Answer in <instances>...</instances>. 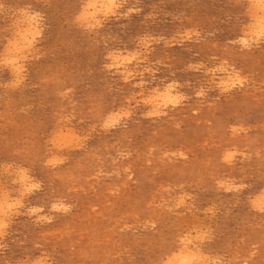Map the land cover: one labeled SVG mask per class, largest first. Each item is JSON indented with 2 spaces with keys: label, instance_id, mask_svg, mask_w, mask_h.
Segmentation results:
<instances>
[{
  "label": "rangeland",
  "instance_id": "374dc122",
  "mask_svg": "<svg viewBox=\"0 0 264 264\" xmlns=\"http://www.w3.org/2000/svg\"><path fill=\"white\" fill-rule=\"evenodd\" d=\"M95 1L81 19L89 0H0V264H169L182 246L189 264H264V6Z\"/></svg>",
  "mask_w": 264,
  "mask_h": 264
},
{
  "label": "bare ground",
  "instance_id": "6f19581e",
  "mask_svg": "<svg viewBox=\"0 0 264 264\" xmlns=\"http://www.w3.org/2000/svg\"><path fill=\"white\" fill-rule=\"evenodd\" d=\"M89 1H90V0H89ZM94 1H95V0H94ZM98 1H99V0H98ZM248 1H249V0H248ZM250 1H251V0H250ZM95 2H96V1H95ZM100 2H101L100 7H101V8H104V4L107 3L108 0H100ZM100 2H98V3H100ZM125 2H126V1H125ZM125 2H124V3H125ZM253 2H254V1H253ZM256 2L259 3L261 6H264V0H256ZM88 3H89V2H88ZM124 3H123V4H124ZM2 5H3V4H2ZM0 6H1V5H0ZM85 6H86V5H85ZM98 6H99V5L97 4V8H98ZM29 7H30V6H29ZM253 7H254V6H253ZM1 8H3V7H1ZM97 8H95L94 10H96ZM260 8L262 9V7H259V8L257 7L258 10H260ZM26 10H27V9H26ZM98 10H99V8H98ZM102 10H103V9H102ZM102 10H101V11H102ZM128 10H129V9H128ZM132 10H133V9H132ZM252 10H253V9H252ZM26 12H27V11H26ZM89 12H91V11H89ZM92 12H94V14H95V11H92ZM130 12H131V11H130ZM254 12H255V10H254ZM256 12H257V11H256ZM259 12H261V11H259ZM263 12H264V10H263ZM18 13H21V12L18 11ZM23 13H24V11H23ZM82 13H84V11H83ZM97 13H98L99 15L101 14V12L99 13L98 11H96V14H97ZM8 14H9V13H8ZM27 14H28V13H26V15H27ZM34 14H35V13H34ZM90 14H91V13H90ZM92 14H93V13H92ZM263 14H264V13H263ZM13 15H14V14H13ZM24 15H25V14H24ZM79 15H80V14H79ZM111 15H112V14H111ZM116 15H117V14H116ZM126 15H127V14H126ZM21 16H22V15H21ZM97 16H98V15H97ZM107 16H108V15H107ZM107 16H106V17H107ZM113 16H114V15H113ZM121 16H122V15H121ZM255 16H256V15H255ZM258 16H261V15H258ZM16 17H17V16H16ZM22 17H23V19H24V16H22ZM79 17H80V16H79ZM253 17H254V15H253ZM256 17H257V16H256ZM262 17H263V18H262ZM17 18H18V17H17ZM17 18H16V19H17ZM28 18H29V17H28ZM91 18H92V17H91ZM93 18H94V17H93ZM261 18L264 19V16H261ZM18 19H19V18H18ZM23 19H22V20H23ZM26 19H27V18H26ZM96 19H98V18H96ZM251 19H252V18H251ZM262 19H261V20H262ZM19 20H20V19H19ZM79 20H80V18H79ZM88 20H89V19H88ZM90 20H91V19H90ZM92 20H93V19H92ZM257 20H258V19H257ZM257 20L255 19V21H257ZM261 20H260V21H261ZM31 21H32V23H33V20H31ZM86 21H87V20H86ZM93 21L95 22V20H93ZM98 21H99V19H98ZM101 21H103V20L101 19ZM263 21H264V20H263ZM263 21H262V22H263ZM15 22H16V20H15ZM22 22H23V21H22ZM74 22H75V21H74ZM89 22H90V21H89ZM23 23H24V22H23ZM32 23H31L30 21H28V23H27L25 29H24V30L21 29L22 31H20V32L18 31L19 34H20V36H19V38H18V39H19L18 43H17V40H18V39L16 38V39H17V40H16V39H14V37H13V39L15 40V43H17V44H15V43L13 44L12 42H14V41L11 42V43L13 44V50H18V53H19V50H20L19 48H20V47H22V46L26 47L28 44H30V40H31V39L29 40V38L32 36V34H35V33H32V31L35 30V29H34L35 27L32 26V25H34V24H32ZM39 23H40V22H39ZM83 23H84V22H83ZM87 23H88V22H87ZM101 23H102V22H101ZM257 23H258V22H257ZM37 24H38V23H36V26H37ZM91 24H92V23H91ZM91 24H90V26H92ZM250 24H251V22H250ZM38 25H39V24H38ZM252 25H253V24H252ZM257 25H258V24H257ZM261 25H262V24H261ZM261 25H260V26H261ZM263 25H264V24H263ZM263 25H262V26H263ZM22 26H23V25H22ZM34 26H35V25H34ZM40 26H41V25H40ZM87 26H89V25H87ZM245 26H246V25H245ZM248 26H249V25H248ZM253 26H254V25H253ZM262 26H261L260 28H262ZM37 27H38V26H37ZM99 27H100V26H99ZM101 27H102V26H101ZM263 27H264V26H263ZM12 28H13V27H12ZM23 28H24V27H23ZM89 28H90V27H89ZM92 28H93V26H92ZM251 28H252V27H251ZM43 29H44V28H43ZM43 29H42V30H43ZM252 29H253V28H252ZM252 29H251V30H252ZM254 29H256V28H254ZM263 29H264V28H262V30H263ZM19 30H20V29H19ZM248 30H249V29H248ZM260 30H261V29H260ZM260 30H259V31H260ZM262 30H261V31H262ZM37 31H40V30H37ZM254 31H255V30H254ZM18 32H17V33H18ZM33 32H34V31H33ZM40 32H41V31H40ZM246 32H247V31H246ZM257 32H258V31H257ZM13 33H14V32H13ZM17 33H15V34H17ZM247 33H248V32H247ZM253 33H254V32H253ZM248 34H250V33H248ZM251 34H252V33H251ZM254 34L256 35V33H254ZM260 34H261V33H260ZM39 35H40V34H39ZM251 36H252V35H251ZM258 36H259V34H257V37H258ZM261 36H262V35H261ZM15 37H16V36H15ZM36 37H38V36H35L34 38L36 39ZM246 37H247V36H246ZM32 38H33V37H32ZM244 38H245V37H244ZM244 38H243V39H244ZM261 38H262V37H261ZM248 39H250V38H248ZM240 40H241V39H240ZM244 40H245V39H244ZM256 40H257V39H256ZM236 41H237V40H236ZM247 41H248V40H247ZM37 42H38V41H37ZM232 42H234V41H232ZM9 43H10V42H9ZM9 43H8V44H9ZM140 43H141V42H140ZM245 43H246V42H245ZM252 43H253V42H252ZM257 43H258V42H257ZM257 43L255 42V44H257ZM137 44H138V43H137ZM238 44H239V43H238ZM240 44H241V43H240ZM240 44H239V45H240ZM242 44H243V43H242ZM246 44H247V43H246ZM249 44H250V43H249ZM17 45H18V47H19V46H20V47L18 48ZM106 45H107V44H106ZM243 45H244V44H243ZM243 45H242V46H243ZM247 45H248V44H247ZM6 46H7V45H6ZM8 46H12V45L9 44ZM8 46H7V47H8ZM31 46H32V45H31ZM215 46H216V45H215ZM257 46H258V45H257ZM248 47H249V46H248ZM251 47H252V46H251ZM253 47H254V45H253ZM22 48H23V47H22ZM32 48H33V47H32ZM10 49H11V48H10ZM27 49H29L28 46H27ZM27 49H26V50H27ZM225 49H226V48H225ZM245 49H246V48H245ZM24 50H25V49H24ZM136 50H137V49H136ZM140 50H141V49H140ZM28 51L30 52V50H28ZM6 52H8V51H6ZM9 52H10V51H9ZM14 52H15V51H14ZM22 52H23V50H22ZM35 52H36V50H35ZM118 52H119V51H118ZM122 52H123V51H122ZM127 52H128V51H127ZM148 52H149V51H148ZM10 53H12V52H10ZM10 53H9V55H10ZM15 53H16V52H15ZM26 53H27V52H26ZM136 53H137V52H136ZM136 53H135V54H136ZM13 55H15V54L13 53ZM13 55H12V56H13ZM17 55H18V54H17ZM25 55H26V54H25ZM25 55H24V56H25ZM29 55H30V54H29ZM112 55H113V54H112ZM138 55H139V54H138ZM20 56H22V55H20ZM123 56H124V55H123ZM123 56H122V57H123ZM125 56L127 57V55H125ZM133 56H136V55H133ZM14 57H15V56H14ZM17 57H18V56H17ZM27 57H28V56H27ZM27 57H26V58H27ZM106 57L109 58V57H110V54H109V56H106ZM128 57H129V56H128ZM3 58H5V57H3ZM21 58H22V57H21ZM31 58H33V57H31ZM37 58H38V56H37ZM119 58H120V57H119ZM134 58L136 59V57H134ZM137 58H138V57H137ZM140 58H141V56H140ZM6 59H7V58H6ZM15 59H16V58H15ZM15 59H14V60H15ZM19 59H20V58H19ZM19 59H18V60H19ZM110 59L115 60V59H117V56H114V57L112 56V58H110ZM126 59H127V58H126ZM144 59H145V58H144ZM18 60H17V63H18ZM21 60L23 61V60H26V59H21ZM30 60H31V59H30ZM124 60H125V59H124ZM124 60H123V63H124ZM130 60H131V59H130ZM10 61H11V60H10ZM19 61H20V60H19ZM133 61H135V60H133ZM136 61H137V60H136ZM4 62H7V60L4 61ZM12 62H13V61H12ZM114 62H115V61H114ZM127 62H129V64H130V61H128V59H127ZM142 62H143V61H142ZM9 63H10V62H9ZM14 63H16V61H14ZM21 63H22V62H21ZM132 63H133V62H132ZM224 63H225V62H224ZM226 63H227V62H226ZM3 64H4V63H3ZM7 64H8V63H7ZM11 64H13V63H11ZM113 64H114V63H113ZM129 64H128V65H129ZM14 65H16V64H14ZM17 65H18V64H17ZM23 65H24V64H23ZM135 65H136V64H135ZM227 65H228V64H227ZM227 65H226V66H227ZM19 66H20V65H19ZM117 66H118V64H117ZM120 66H121V65H120ZM228 66H229V65H228ZM8 67H9V66H8ZM115 67H116V66H115ZM18 68H19V67H18ZM21 68H22V67H21ZM21 68H20V69H21ZM149 68H150V67H149ZM144 69H145V68H144ZM216 69H217V67H216ZM232 69H233V68H232ZM25 70H26V69H25ZM209 70H211V69H209ZM219 70H220V68H219ZM222 70H223V69H222ZM15 71H16V70H15ZM15 71H14V72H15ZM17 71H19V70H17ZM20 71H21V70H20ZM22 71H23V70H22ZM22 71H21V72H22ZM232 71H233V70H232ZM14 72H13V73H14ZM121 72H122V71H121ZM137 72H139V71H137ZM144 72H145V71H144ZM210 72H211V71H210ZM240 72H241V71H240ZM126 73H127V71H126ZM130 73H131V72H130ZM217 73H218V72H217ZM221 73H222V72H221ZM229 73H230V72H229ZM209 74H210V73H209ZM215 74H216V73H215ZM233 74H234V73H233ZM247 75H248V74H247ZM18 76H19V75H18ZM20 76H21V75H20ZM125 76H126V75H125ZM127 76H129V75H127ZM135 76H136V75H135ZM225 76H226V75H225ZM141 77H142V76H141ZM236 77H237V76H236ZM224 78H225V77H224ZM228 78H229V77H228ZM234 78H235V77H234ZM23 79H24V78H23ZM122 79H123V78H122ZM124 79H125V78H124ZM230 79H231V78H230ZM242 79H243V78H242ZM245 79H246V78H245ZM247 79H248V77H247ZM224 80H225V79H224ZM227 81H228V80H227ZM237 81H238V80H237ZM16 82H17V81H16ZM143 82H144V81H143ZM225 82H226V81H222V80H221V82H219V84H223V83H224V85H225V84L228 83V85H229V82H227V83H225ZM241 82H242V81H241ZM243 82H244V81H243ZM245 82H246V81H245ZM11 83H12V82H11ZM13 83H14V82H13ZM139 83H140V82H139ZM146 83H147V82H146ZM214 83H215V82H214ZM217 83H218V82H217ZM231 83H233V82H231ZM238 83H239V82H238ZM15 84H16V83H15ZM235 84H236V83H235ZM1 85H2V84H1ZM13 85H14V84H13ZM16 85H17V84H16ZM173 85H174V84H173ZM228 85H227V86H228ZM247 85H248V84H247ZM138 86H139V85H138ZM237 86H238V85H237ZM5 87H6V86H5ZM11 87H12V86H11ZM140 87H142V86H140ZM173 87H175V86H173ZM221 87H222V86H221ZM224 87H225V86H224ZM175 88H176V87H175ZM213 88H214V87H213ZM219 88H220V87H219ZM233 88H234V87H233ZM251 88H252V87H251ZM141 89H142V88H141ZM173 89H174V88H173ZM176 89H177V88H176ZM228 89H229V88H228ZM67 91H68V90H67ZM222 91H225V90L222 89ZM258 91H260V90H258ZM68 92H69V91H68ZM152 92H153V91H152ZM171 92H172V91H171V87H170V86L165 87V88L160 89V90H159V89H155V91L152 93V95L149 94L150 97H149V99H148L147 101H148V103H151V104H152L153 102H156L157 104H158V102H162L163 104H164L165 102L167 103V101H169V100L171 99V97L173 96ZM200 92H201V91H200ZM225 92H226V91H225ZM133 93H134V92H133ZM221 93H222V92H221ZM141 94H143V93H141ZM198 94H199V93H198ZM178 95H179V94H178ZM176 96H177V94H176ZM176 96H175V97H176ZM199 96H200V95H199ZM199 96H198V97H199ZM183 98H184V97H183ZM135 99H136V98H135ZM219 99H220V98H219ZM127 100H128V99H127ZM143 100H144V99H143ZM143 100H142V101H143ZM173 100H174V99H173ZM184 100H186V99H184ZM256 100H257V99H256ZM130 101H131V100H130ZM138 101H139V100H138ZM140 101H141V100H140ZM142 101H141V102H142ZM145 102H146V101H145ZM169 102H170V101H169ZM156 103H153V104H156ZM162 103H161V104H162ZM138 104H139V103H138ZM138 104H137V105H138ZM159 104H160V103H159ZM159 104H158V105H159ZM168 104H169V103H168ZM171 104L174 105V102L171 103ZM175 104H176V103H175ZM210 104H211V103H210ZM148 105H149V104H148ZM173 105H172V106H173ZM133 107H134V106H133ZM153 107H154V106H153ZM165 107H167V105H166ZM165 107H164V108H165ZM155 108H156V107H155ZM158 108H159V107H158ZM161 108H163V107H161ZM164 108H163V109H164ZM156 109H157V108H156ZM156 109H155V110H156ZM200 109H201V108H200ZM120 110H121V109H120ZM153 110H154V108H153ZM201 110H202V109H201ZM209 110H210V109H209ZM121 112H122V111H121ZM124 112H125V111H124ZM128 112H129V111H128ZM149 112H150V114H151V111H150V110H149ZM111 113H112V112H111ZM122 113H123V112H122ZM152 113H153V112H152ZM156 113H158V112H156ZM160 113H161V112H160ZM112 114H113V113H112ZM150 114H149V115H150ZM153 114H154V113H153ZM116 115H118V114L116 113ZM120 115H121V114H120ZM120 115H119V116H120ZM123 115H124V114H123ZM151 116L154 117L153 115H151ZM158 116H160L159 113H158ZM162 116H163V115H162ZM164 116H165V115H164ZM110 117H111V116H110ZM120 117H121V116H120ZM124 117H125V116H124ZM127 117H128V116H127ZM66 118H67V117H66ZM107 118H109V115H108ZM112 118H113V117H112ZM112 118H111V119H112ZM114 119H115V117H114ZM61 120H62V119H61ZM70 120H71V119H70ZM106 121L108 122V119H107ZM110 122H113V121L111 120ZM114 122H115V120H114ZM114 122H113V123H114ZM119 122H120V121H119ZM206 122H207V121H206ZM60 123H61V121H60ZM120 123H121V122H120ZM106 124H107V123H106ZM109 124H110V123H109ZM111 124H112V123H111ZM240 125H242V124H240ZM103 126H104V125H103ZM117 126H118V125H117ZM104 127H105V126H104ZM108 127H109V126H108ZM241 127H242V126H241ZM66 128H67V127H66ZM105 128H106V127H105ZM239 128H240V127H239ZM239 128H238V129H239ZM242 128H243V127H242ZM248 128H249V127H248ZM70 130H71V129H70ZM72 130H73V129H72ZM72 130H71V131H72ZM103 130H104V129H103ZM230 130H231V129H230ZM241 130H242V129H241ZM68 131H69V130H68ZM78 132H79V131H78ZM232 132H233V131H232ZM244 132H245V131H244ZM63 133H64V132H63ZM63 133H62V135H63ZM66 133H67V130H66ZM69 133H71V132H69ZM69 133H68V134H69ZM247 133H248V132H247ZM57 134H58V133H57ZM60 134H61V133H60ZM89 134H90V133H89ZM231 134H232V133H231ZM239 134H240V132H239ZM55 135H56V134H55ZM55 135H54V136H55ZM90 135H91V134H90ZM64 136H66V135H64ZM75 136H76V134H75ZM56 137H57V136H56ZM231 137H232V136H231ZM60 138H61V137H60ZM60 138H57V139L60 140ZM64 138L67 139V137H64ZM68 138H69V137H68ZM75 138H76V137H75ZM83 138H84V137H83ZM55 139H56V138H54V140H55ZM61 139H62V138H61ZM69 139H70V138H69ZM69 139H68V140H69ZM76 139H78V137H77ZM76 139H75V140H76ZM68 140H66L65 143H66ZM75 140H74V142H77V141H75ZM56 142H57V141H56ZM62 142H63V141H62ZM70 142H71V141H70ZM51 143H52V142H51ZM57 143H58V142H57ZM63 143H64V142H63ZM63 143H62V144H63ZM66 144H67V143H66ZM66 144H65V145H66ZM68 144H69V142H68ZM85 144H86V143H85ZM54 145H55V144H54ZM59 145H60V144H59ZM63 145H64V144H63ZM198 145H199V144H198ZM80 146H81V145H80ZM251 146H252V145H251ZM56 147H57V146H56ZM58 147H59V146H58ZM60 147H61V146H60ZM62 147H63V146H62ZM62 147H61V148H62ZM66 147H67V146H66ZM70 147H71V146H70ZM81 147H82V146H81ZM50 148H51V147H50ZM61 148H60V149H61ZM72 148H73V147H72ZM76 148H77V147H76ZM234 148H235V147H234ZM58 149H59V148H58ZM67 149H68V148H67ZM69 149H70V148H69ZM79 149H80V148H79ZM226 150H227V149H226ZM59 151H61V150H59ZM230 151H231V150H230ZM233 152H234V151H233ZM63 153H64V152H63ZM183 153H184V152H183ZM234 153H235V152H234ZM238 153H239V152H238ZM170 154H171V153H170ZM170 154H169V155H170ZM172 154H173V153H172ZM227 154H229V153L227 152ZM56 155H57V154H56ZM229 155H231V154H229ZM232 155H233V154H232ZM232 155H231V156H232ZM58 156H59V155H58ZM94 156H95V155H94ZM165 156H166V155H165ZM175 156H176V155H175ZM175 156H174V157H175ZM231 156H230V157H231ZM235 156H236V155H235ZM241 156H242V154H241ZM53 157H54V156H53ZM53 157H52V158H53ZM124 157H125V156H124ZM167 157H168V156H167ZM177 157H179V156H177ZM228 157H229V156H228ZM228 157H227V158H228ZM54 158H55V157H54ZM56 158H57V157H56ZM62 158H63V157H62ZM119 158H120V157H119ZM164 158H165V157H164ZM180 158H181V157H180ZM50 159H51V158H50ZM50 159H49V160H50ZM57 159H58V158H57ZM68 159H69V158H68ZM232 159H233V157H232ZM170 160H171V158H170ZM224 160H225V159H223V161H224ZM50 161H51V160H50ZM52 161H54V160H52ZM117 161H118V160H117ZM229 161H231V160H229ZM47 162H48V160H47ZM47 162H46V163H47ZM58 162H62V161H60V158H59V161H58ZM64 162H65V161H64ZM51 163H53V162H51ZM51 163H50V164H51ZM163 163H164V162H163ZM178 163H179V162H178ZM225 163H226V162H225ZM230 163H231V162H229V164H230ZM14 164H15V163H14ZM47 164H48V163H47ZM58 164H59V163H58ZM148 164H149V163H148ZM161 164H162V163H161ZM174 164H175V163H174ZM187 164H188V163H187ZM10 165H11V164H10ZM10 165H8V166H10ZM232 165H233V163H232ZM2 166H3V165H2ZM6 166H7V165H6ZM53 166H54V165H53ZM187 166H188V165H187ZM18 168H19V167H18ZM53 168H54V167H53ZM115 168H116V167H115ZM6 169H8V167H7ZM2 170H3V168H2ZM12 170H13V169H12ZM95 170H96V169H95ZM4 171H5V170H4ZM13 171H14V170H13ZM13 171H12V172H13ZM100 171H101V170H100ZM102 171H103V170H102ZM10 172H11V171H10ZM12 172H11V173H12ZM129 172H130V171H129ZM3 173H5V172H3ZM8 173H9V172H8ZM18 173H19V172H18ZM22 173H23V172H22ZM22 173H21V174H22ZM113 173H114V172H113ZM155 173H156V172H155ZM1 174H2V173H1ZM13 174H14V173H13ZM9 175H11V174H9ZM22 175H23V176H22ZM22 175H20V176H22V178H23V177H24V174H22ZM119 175H120V174H119ZM2 176H3V174H2ZM7 176H8V175H7ZM20 176H19V177H20ZM120 176H121V175H120ZM120 176H119V177H120ZM27 177H28V176H27ZM15 178H16V177H15ZM20 178H21V177H20ZM213 178H214V177H213ZM131 179H132V178H131ZM25 180H26V178H25ZM87 180H88V179H87ZM109 180H110V179H109ZM129 180H130V179H129ZM233 180H234V179H233ZM6 181H7V180H6ZM15 181H16V179H15ZM18 181H19V180H18ZM33 181H34V180H33ZM98 181H99V180H98ZM126 181H127V180H126ZM27 182H28V181H27ZM38 182H39V181H38ZM99 182H100V181H99ZM124 182H125V181H124ZM226 182H227V181H226ZM12 183H13V182H12ZM32 183H33V182H32ZM95 183H96V182H95ZM218 183H219V182H218ZM0 184H1V183H0ZM21 184H22V183H21ZM21 184H20V186H21ZM25 184H27V183H25ZM33 184H34V183H33ZM42 184H43V183H42ZM73 184H76V183H73ZM86 184H87V183H86ZM121 184H122V183H121ZM128 184H129V183H128ZM192 184H193V183H192ZM195 184H197V183H195ZM199 184H200V183H199ZM230 184H231V183H230ZM22 185H23V184H22ZM28 185H29V184H28ZM31 185H32V184H31ZM98 185H99V184H98ZM110 185H111V184H110ZM124 185H125V184H124ZM200 185H201V184H200ZM235 185H236V184H235ZM37 186H38V185H37ZM37 186H36V187H37ZM99 186H101V185H99ZM162 186H163V185H162ZM164 186H165V185H164ZM164 186H163V187H164ZM173 186H174V185H173ZM226 186H228V185H226ZM230 186H231V185H230ZM242 186H243V185H242ZM0 187H1V186H0ZM3 187H4V185H3ZM32 187H33V185H32ZM119 187H120V186H119ZM129 187H130V186H129ZM136 187H137V186H136ZM166 187H167V186H166ZM220 187H221V186H220ZM223 187H224V186H223ZM238 187H239V186H238ZM243 187H244V186H243ZM256 187H257V186H256ZM116 188H117V186H116ZM116 188H115V189H116ZM121 188H122V187H121ZM161 188H162V187H161ZM227 188H228V187H227ZM234 188H235V187H234ZM6 189H7V188H6ZM14 189H15V188H14ZM19 189H20V188H19ZM19 189H18V190H19ZM21 189H23V188H21ZM24 189L26 190V189H28V188L26 187V188H24ZM32 189H34V187H33ZM76 189H77V188H76ZM107 189H108V188H107ZM172 189H173V188H172ZM183 189H184V188H183ZM225 189H226V187H225ZM1 190H2V188H1ZM18 190H17V191H18ZM28 190H29V189H28ZM83 190H84V189H83ZM125 190H126V189H125ZM162 190H163V189H162ZM167 190H168V189H167ZM176 190H177V189H176ZM193 190H194V189H193ZM218 190H219V188H218ZM229 190H230V189H229ZM231 190H232V189H231ZM12 191H13V190H12ZM77 191H78V189H77ZM111 191H112V190H111ZM169 191H171V190H169ZM169 191H168V192H169ZM184 191H185V190H184ZM221 191H222V190H221ZM3 192H4V191H3ZM7 192H8V191H7ZM23 192L26 193V191H23ZM30 192H31V191H30ZM166 192H167V191H166ZM237 192H238V191H237ZM14 193H16V191H15ZM17 193H18V192H17ZM33 193H34V192H33ZM111 193H112V192H111ZM117 193H118V192H117ZM169 193H170V192H169ZM185 193H186V192H185ZM2 194H3V193H2ZM105 194H106V193H105ZM119 194H120V193H119ZM179 194H180V193H179ZM259 194H260V193H259ZM9 195H10V194H9ZM16 195H17V194H16ZM152 195H154V194L152 193ZM183 195H184V194H183ZM18 196H19V195H18ZM95 196H96V195H95ZM147 196H148V195H147ZM161 196H162V194H161ZM164 196H165V195H164ZM257 196H258V195H257ZM257 196H255V197H257ZM16 197H17V196H16ZM174 197H176V196H174ZM177 197H178V196H177ZM196 197H197V196H196ZM196 197H195V199H196ZM261 197H262V195L260 196V198H261ZM10 198H11V197H10ZM12 198H14V197H12ZM152 198H153V197H152ZM159 198H160V196H159ZM167 198H168V197H167ZM167 198H166V199H167ZM178 198H179V197H178ZM192 198H193V197H192ZM2 199L4 200V196L2 197ZM8 199H9V198H8ZM60 199H61V198H60ZM182 199H183V198H182ZM182 199H180V200L182 201ZM189 199H190V198H189ZM262 199H263V197H262ZM15 200H16V198H15ZM106 200H107V198H106ZM128 200H129V199H128ZM180 200H179V201H180ZM11 201H12V200H11ZM13 201H14V200H13ZM13 201H12V202H13ZM56 201H58V200H56ZM62 201H63V200H62ZM108 201H109V200H108ZM169 201H170V200H169ZM195 201H196V200H195ZM249 201H250V200H248V202H249ZM255 201H256V200H255ZM259 201H260V200H259ZM263 201H264V200H263ZM22 202H23V201H22ZM170 202H171V201H170ZM188 202H189V201H188ZM190 202H191V201H190ZM200 202H201V201H200ZM219 202H220V201H219ZM0 203H1V202H0ZM2 203H3V201H2ZM5 203H6V201H5ZM13 203H15V202H13ZM55 203H56V202H55ZM147 203H148V202H147ZM147 203H146V204H147ZM193 203H194V202H193ZM237 203H238V202H237ZM237 203H236V204H237ZM256 203L258 204V201H257ZM259 203H260V202H259ZM8 204H10V206L12 205V203H8ZM8 204L6 203V205H8ZM64 204H65V203H64ZM194 204H195V203H194ZM196 204H197V203H196ZM199 204H200V203H199ZM201 204H202V203H201ZM4 205H5V204H4ZM69 205H70V204H69ZM126 205H127V204H126ZM155 205H156V203H155ZM172 205H173V204H172ZM213 205H214V204H213ZM221 205H222V203H221ZM8 206H9V205H8ZM12 206H13V205H12ZM12 206H11V207H12ZM146 206H147V205H146ZM166 206H169V208H170V205H169V204H167ZM176 206H177V205H176ZM198 206H199V205H198ZM2 207H3V205H2ZM43 207H44V206H43ZM103 207H104V206H103ZM106 207H107V206H106ZM106 207H105V208H106ZM151 207H152V206H151ZM162 207H164V206H162ZM184 207H185V206H184ZM189 207H190V206H189ZM260 207H261V205H260ZM260 207H259V208H260ZM262 207H263V205H262ZM0 208H1V206H0ZM7 208H9V207H7ZM13 208H14V207H13ZM19 208H20V207H19ZM33 208H34V207H33ZM55 208H56V207H55ZM59 208H60V207H59ZM153 208H155V207H153ZM186 208H187V207H186ZM190 208H193V207H190ZM196 208H197V207H196ZM218 208H219V207H218ZM259 208H258V209H259ZM57 209H58V208H57ZM98 209H99V208H98ZM101 209H102V208H101ZM149 209H150V208H149ZM227 209H228V208H227ZM260 209H261V208H260ZM5 210H6V209H5ZM11 210H12V209H11ZM27 210H28V209H27ZM27 210H26V211H27ZM32 210H33V209H32ZM32 210H31V212H32ZM62 210H63V209H62ZM64 210H66V209H64ZM158 210H160V209H158ZM162 210H163V209H162ZM166 210H167V208H166ZM202 210H203V209H202ZM219 210H221V209H219ZM254 210H255V209H254ZM33 211H34V210H33ZM37 211H38V210H37ZM39 211H40V210H39ZM39 211H38V212H39ZM57 211H58V210H57ZM67 211H68V210H67ZM69 211H70V210H69ZM71 211H72V210H71ZM173 211H174V209H173ZM194 211H195V210H194ZM210 211H212V210H210ZM210 211H209V212H210ZM226 211H227V210H226ZM258 211H259V210H258ZM1 212H2V210H1ZM165 212H166V211H165ZM207 212H208V211H207ZM215 212H216V210H215ZM20 213H21V212H20ZM25 213H26V212H25ZM49 213H50V212H49ZM65 213H66V212H65ZM98 213H99V212H98ZM123 213H124V212H123ZM149 213H150V212H149ZM167 213H168V212H167ZM169 213H170V212H169ZM171 213H172V212H171ZM181 213H182V212H181ZM188 213H189V212H188ZM222 213H224V212H222ZM7 214H8V212H7ZM15 214H16V213H15ZM136 214H137V213H136ZM200 214H203V213H200ZM4 215H5V214H4ZM37 215H38V214L36 213V216H37ZM66 215H67V214H66ZM68 215H69V214H68ZM157 215H158V214H157ZM194 215H195V214H194ZM204 215H205V213H204ZM228 215H229V214H228ZM33 216H34V215H33ZM43 216H45V215H43ZM161 216H162V215H161ZM182 216H183V215H182ZM205 216H206V215H205ZM215 216H216V215H215ZM3 217H4V216H3ZM53 217H54V215H53ZM194 217H195V216H194ZM1 218H2V217H1ZM6 218H7V217H6ZM38 218H40V217H38ZM41 218H42V216H41ZM48 218H49V217H48ZM134 218H135V217H134ZM195 218H196V217H195ZM200 218H201V217H200ZM210 218H211V217H210ZM216 218H217V217H216ZM50 219H51V218H50ZM202 219H203V218H202ZM42 220H43V219H42ZM45 220H46V219H45ZM153 220H154V219H153ZM153 220H151V221L153 222ZM157 220H158V219H157ZM199 220H200V219H199ZM208 220H209V218H208ZM0 221H1V220H0ZM10 221H12V220L10 219ZM50 221H51V220H50ZM185 221H186V220H185ZM187 221H188V220H187ZM210 221H211V220H210ZM2 222H3V221H1V223H2ZM13 222H14V221H13ZM36 222H37V221H36ZM51 222H52V221H51ZM157 222H158V221H157ZM174 222H175V221H174ZM194 222H195V221H194ZM194 222H193V223H194ZM199 222H200V221H199ZM204 222H205V221H204ZM211 222H212V221H211ZM10 223H11V222H10ZM94 223H95V222H94ZM158 223H159V222H158ZM183 223H184V222H183ZM186 223H187V222H185L184 224H186ZM197 223H198V222H197ZM3 224H4V223H3ZM95 224H96V223H95ZM120 224H121V223H120ZM177 224H178V223H177ZM180 224H181V223H180ZM189 224H191V223H189ZM195 224H196V223H195ZM204 224H205V223H204ZM0 225H1V224H0ZM126 225H127V224H126ZM129 225H130V224H129ZM145 225H146V224H145ZM149 225H150V224H149ZM149 225H147V226H149ZM158 225H159V224H158ZM200 225H201V224H200ZM208 225H209V224H208ZM38 226H39V225H38ZM92 226H93V225H92ZM118 226H119V225H118ZM124 226H125V225H124ZM151 226H153V225H151ZM185 226H186V225H185ZM201 226H202V225H201ZM206 226H207V225H206ZM212 226H213V225H212ZM258 226H259V225H258ZM97 227H98V226H97ZM156 227H157V226H156ZM180 227H181V226H180ZM190 227H192V226H190ZM259 227H260V226H259ZM87 228H88V227H87ZM143 228H144V227H143ZM147 228H150V227H147ZM147 228H146V229H147ZM153 228H154V227H153ZM188 229H189V228H187V230H188ZM121 230H122V228H121ZM129 230H130V229H129ZM208 230H209V228H208ZM194 231H195V230H194ZM199 231H200V230H199ZM203 231H204V229H203ZM211 231H212V230H211ZM218 231H219V230H218ZM227 231H228V230H227ZM6 232H7V231H6ZM109 232H110V231H109ZM134 232H135V231H134ZM152 232H153V231H152ZM183 232H184V231H183ZM186 232H187V231H186ZM189 232H192V230L189 231ZM8 233H9V232H8ZM102 233H103V232H102ZM114 233H115V232H114ZM212 233H213V231H212ZM183 234H184V233H183ZM183 234H182V235H183ZM189 234H190V233H189ZM189 234H188V235H189ZM208 234H210V233L208 232ZM132 235H133V233H132ZM173 235H174V234H173ZM178 235H179V234H178ZM182 235H181V237H182ZM185 235L187 236V233H185ZM193 235H194V234H193ZM211 235H212V234H211ZM217 235H218V234H217ZM219 235H220V234H219ZM26 236H27V235H26ZM207 236H208V235H207ZM109 237H110V236H109ZM152 237H153V236H152ZM152 237H151V238H152ZM169 237H170V236H169ZM187 237H188V236H187ZM190 237H191V236H190ZM198 237H200V236H198ZM3 238H4V237H3ZM5 239H6V238H5ZM83 239H84V237H83ZM175 239H176V238H175ZM178 239H179V238H178ZM184 239H185V238H184ZM205 239H206V238H205ZM210 239H211V238H210ZM100 240H101V239H100ZM106 240H107V238H106ZM106 240H105V241H106ZM152 240H153V239H152ZM189 240H190V239H189ZM199 240H200V239H199ZM244 240H245V239H244ZM173 241H174V240H173ZM190 241H191V240H190ZM201 241H202V240H201ZM205 241H206V240H205ZM188 242H189V241H187L186 244H188ZM149 243H150V242H149ZM183 243H184V242H183ZM189 243H190V242H189ZM195 243H196V242H195ZM208 243H209V242H208ZM21 244H22V243H21ZM178 244H179V243H178ZM186 244H185V245H186ZM191 244H192V243H191ZM180 246H181V245H180ZM180 246H179V247H180ZM189 246H190V245H189ZM206 246H207V245H206ZM41 247H42V246H41ZM117 247H118V246H117ZM128 247H130V246L128 245ZM182 247H183V248H182L181 250H179V252H178L177 254L174 255L173 262L171 261L172 264H189V263H188V261H189V256L191 255L190 250H189L190 248L188 249L186 246H182ZM193 247H194V246H193ZM255 247H256V246H255ZM194 248H196V246H195ZM207 248H208V246H207ZM72 249H73V248H72ZM125 249H126V248H125ZM191 249H192V248H191ZM199 249H200V248H199ZM199 249H198V250H199ZM172 250H173V249H172ZM255 250H256V249H255ZM199 251H200V250H199ZM204 251H205V250H204ZM116 252H117V251H116ZM169 252H171V251H169ZM192 252H193V251H192ZM208 252H209V251H208ZM196 253H197V252H196ZM200 253H201V252H200ZM195 255H196V254H195ZM195 255H194V257H195ZM250 255H251V254H250ZM40 256H41V255H40ZM116 256L118 257V255H116ZM123 256H124V255H123ZM125 256H126V255H125ZM167 256H168V255H167ZM197 256H198V255H197ZM205 256H206V255H205ZM214 256H215V255H214ZM217 256H218V255H217ZM36 257H38V256H36ZM132 257H133V256H132ZM219 257H221V255H220ZM223 257H224V256H223ZM38 258H39V257H38ZM42 258H43V257H42ZM45 258H46V257H45ZM134 258H135V257H134ZM166 258H167V257H166ZM237 258H238V257H237ZM237 258H236V259H237ZM39 259H41V258H39ZM39 259H38V260H39ZM50 259H51V258H50ZM212 259H213V258H211V260H212ZM219 259H220V258H219ZM236 259H235V260H236ZM263 259H264V258H263ZM170 260H171V259H170ZM202 260H203V259H202ZM213 260H214V259H213ZM242 260H243V259H242ZM252 260H253V259H252ZM24 261H25V260H24ZM46 261H47V260H46ZM51 261H52V260H51ZM105 261H106V260H105ZM195 261H196V260H195ZM236 261H237V260H236ZM245 261H246V260H245ZM38 262H39V261H38ZM48 262H49V261H48ZM122 262H123V261H122ZM169 262H170V261H169ZM199 262H200V260H199ZM55 263H56V262H55ZM165 263H166V262H165ZM195 263H196V262H195ZM208 263H209V262H208ZM213 263H214V262H213ZM193 264H194V263H193ZM196 264H197V263H196ZM202 264H203V263H202ZM247 264H248V263H247Z\"/></svg>",
  "mask_w": 264,
  "mask_h": 264
},
{
  "label": "clouds",
  "instance_id": "9594fccd",
  "mask_svg": "<svg viewBox=\"0 0 264 264\" xmlns=\"http://www.w3.org/2000/svg\"><path fill=\"white\" fill-rule=\"evenodd\" d=\"M97 7V5L93 2H90L85 6V9H84V14L81 16V19H87L90 15L89 13V9H95ZM121 7V3H120V0H108L107 3L104 4V9H105V15H110V14H115V10L119 9ZM94 15V14H92ZM31 19L34 21V22H38L41 17L40 15L37 13L35 14L34 16L31 17ZM100 25V22L99 21H96V23L94 25H92L93 27H97ZM40 33L39 32H36L35 35H39ZM181 99H183L182 96L180 97H176L173 102L174 103H178ZM7 225L4 224V225H0V229L2 228H6ZM0 234H2V232H0ZM39 264H47L46 261H41L39 262ZM169 264H171V262H169Z\"/></svg>",
  "mask_w": 264,
  "mask_h": 264
}]
</instances>
